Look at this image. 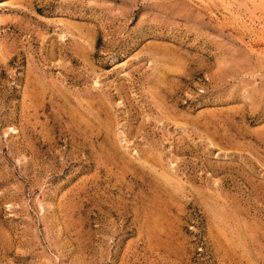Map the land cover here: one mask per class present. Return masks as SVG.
<instances>
[{
	"label": "rangeland",
	"instance_id": "obj_1",
	"mask_svg": "<svg viewBox=\"0 0 264 264\" xmlns=\"http://www.w3.org/2000/svg\"><path fill=\"white\" fill-rule=\"evenodd\" d=\"M0 264H264V0H0Z\"/></svg>",
	"mask_w": 264,
	"mask_h": 264
}]
</instances>
